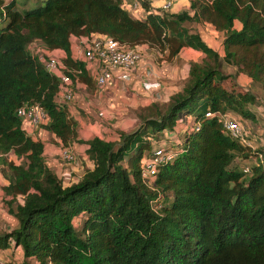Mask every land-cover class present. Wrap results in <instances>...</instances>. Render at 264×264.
<instances>
[{"label": "trees", "instance_id": "trees-1", "mask_svg": "<svg viewBox=\"0 0 264 264\" xmlns=\"http://www.w3.org/2000/svg\"><path fill=\"white\" fill-rule=\"evenodd\" d=\"M34 2L19 8L17 0H0V164L8 170L1 188L16 221L0 231V250L20 246L22 260L31 257L36 264H264V146L254 148L251 133L249 144L231 136L218 116L232 111L242 121L254 117L247 103L255 96L236 83L238 73L264 93V0H187L185 9L156 7L141 17L121 0ZM141 4L149 8L147 1ZM189 21L220 31L222 53ZM92 33L155 47L167 58L183 47L203 56L189 63L179 90L144 104L133 129L119 130L111 140L87 138L83 171L64 182L44 160L43 142L15 111L37 103L47 119L34 130L44 128L62 145L81 141L67 108L56 102L58 78L28 44L61 49L74 90L78 82L95 83L85 61L72 56L71 38ZM223 65L236 71L222 72ZM178 120L185 125L178 150L142 180L141 161L152 140L174 131ZM248 156L254 161L243 170L235 158Z\"/></svg>", "mask_w": 264, "mask_h": 264}, {"label": "rangeland", "instance_id": "rangeland-1", "mask_svg": "<svg viewBox=\"0 0 264 264\" xmlns=\"http://www.w3.org/2000/svg\"><path fill=\"white\" fill-rule=\"evenodd\" d=\"M17 1L19 3V8L20 5L31 6L36 3L34 0ZM185 8V5L179 6L178 10ZM185 24L188 25L191 30L197 31L205 42L215 48L220 54L222 53V33L220 31L215 30L210 24L205 22L189 21ZM71 43L73 46L76 44L75 38H71ZM139 47L140 59L131 71L132 75H130V78L128 80L126 79L127 81H123L121 83L118 82L117 84L114 82L113 87L106 84L100 88L95 84H88L87 86L80 84L79 82L75 84L71 100H75L74 104L76 115L73 116L71 114V112L74 113L71 108L70 110L68 109V113L75 121L77 137L81 141L73 140L67 145L70 148L71 153H73L74 161H62L60 159L56 150L59 146L66 145H62L60 141H56L47 130L41 127L37 128V130H32V128L30 129L29 133L32 134V137L43 142L44 160L52 171L61 177L64 182L75 179L83 171L82 164L83 162L85 163V161H83L85 160L83 152L86 147L84 141L89 136L99 134L104 138L111 140L117 137L119 130L133 129L140 122L138 116L143 113L145 106L144 104L139 103L142 102L140 101L142 100L140 98L144 97V95H141L142 92L139 93L142 91L140 88L141 85H145L147 82L148 86L152 88L151 92H153L155 88L159 89L158 91L161 93L158 94L159 97H162L165 93L169 96V94L175 91V89L179 90L182 87L187 76L189 63L191 61H200L203 56V53L198 50L184 47L180 50L178 55L167 58L165 51L160 52L155 47L146 46L144 44L139 45ZM223 67L224 68H221L222 72L236 71L234 67H230L229 65H223ZM234 78L240 87L251 91L255 96V100L253 102L247 103V107L253 113V119H245L244 121L240 119L238 120H240L243 130L247 133H251V138H249L251 145H253L254 148L264 146V93L257 83H253L251 81L248 86V83H245V81H243L238 74ZM140 80H143V84L141 85L138 84ZM152 80L155 82L151 83ZM134 81L136 82L135 86L132 84ZM118 85L124 86V92L119 90L120 86ZM229 85H231V83L227 82L226 86ZM130 95L131 97H129ZM66 102V106L68 105L69 107L70 102ZM100 109L104 111L103 116L96 113L97 110ZM229 112L234 117L239 118L236 113L232 111ZM181 118H183V115ZM186 120H188V117L184 115V121ZM181 123L182 120H178V123L174 128V132L178 131L177 129L180 128L179 126ZM188 123L189 122H187V124ZM97 130L99 131L97 132ZM164 132L165 131L158 133L157 137L152 140V143L165 141L174 142L175 139L178 140L177 138H180L182 133L180 131L179 136H172L167 131L165 133ZM169 138H171V140H168ZM6 157L7 159L15 160L17 163L23 161L20 157L16 158L8 154ZM253 161L254 158L248 156L239 158L237 162L242 167L245 165L249 167ZM7 172L8 170L6 167L0 164V231H6L14 225L11 222L12 215L7 212L6 204L3 202L4 195L1 188L4 185L3 183L7 182ZM72 221L75 229L79 232L81 217H76ZM2 260L6 262L5 259ZM26 262L27 261L22 260L16 264H27L28 262Z\"/></svg>", "mask_w": 264, "mask_h": 264}, {"label": "built area", "instance_id": "built-area-1", "mask_svg": "<svg viewBox=\"0 0 264 264\" xmlns=\"http://www.w3.org/2000/svg\"><path fill=\"white\" fill-rule=\"evenodd\" d=\"M149 4L148 9H144L141 0H121V5L135 17H141L146 12L155 9H169L176 0H162L158 6H152L154 0H145ZM76 44L72 48V56L76 59L85 61L88 70L93 72L94 83L97 87L105 86L108 81L112 80L119 73L131 72L140 59L139 46H129L125 43L102 34L92 33L90 35H81L75 37ZM29 50L39 59L46 71L54 74L58 78V89L56 92V102L70 101L73 97L74 90L71 88V77L67 73L69 68L61 61L64 53L57 54L46 49L36 40L28 44ZM77 72L78 70H74ZM73 72V73H75ZM16 115L21 118L22 126L29 133L40 123L47 119L43 108L37 103L22 104L16 108ZM98 115L103 116L102 109L97 110ZM205 115H210L206 112ZM222 126L230 133L231 136L238 137L242 143L249 144L246 138L247 132L243 130L242 124L238 118L231 115L230 112L218 114ZM177 143L174 142H156L152 143L149 153L141 161L140 177L142 180L149 181L156 172L158 163L170 160L178 150ZM62 161H69L74 158L70 148L59 146L57 150ZM247 170L248 166H243ZM0 259V264L2 263ZM44 264H53L51 261H45Z\"/></svg>", "mask_w": 264, "mask_h": 264}, {"label": "crops", "instance_id": "crops-1", "mask_svg": "<svg viewBox=\"0 0 264 264\" xmlns=\"http://www.w3.org/2000/svg\"><path fill=\"white\" fill-rule=\"evenodd\" d=\"M162 0H154L152 3H151V5L152 6H158L159 4H160V2H161ZM187 6V0H176L174 3H173V5L171 6V10H178V8H179V6ZM184 48V47H183ZM182 48V49H183ZM62 50L61 49H59V48H54V49H51V52H54V53H57V54H62V52H61ZM138 72H140V71H138ZM226 72V71H225ZM138 74H140V73H138ZM130 75H132V72H128V73H119V74H117L116 75V77H114L112 80H110V81H108V85L110 86V87H113L114 85V82H116V84L119 82V83H121V82H123V81H127L129 78H130ZM238 76L240 77V78H242L243 79V81H245V83H248V86H249V82H251L250 81V79L249 78H247V77H245V76H243L241 73H238ZM127 79V80H126ZM142 81L143 80H140V82L138 83L139 85H141V84H143L142 83ZM155 81L154 80H152L151 81V83H154ZM163 82V81H162ZM165 82V81H164ZM150 83V82H149ZM133 86H135L136 85V82L134 81L133 83ZM159 85V84H158ZM118 86H120V91H122V92H124V86H121V85H118ZM122 87V88H121ZM132 88V87H131ZM140 88L142 89V91H140L139 93H141L142 92V94L141 95H144V97H142V98H140V99H142V100H140V101H142V102H139L140 104H147L150 100H152V99H162V100H165L166 98H167V94L165 93L164 95H162V97H159V95L158 94H161L160 93V91H158L159 89H155L154 88V90H153V92H151V90H152V88H150L149 86H148V83L146 82V84L145 85H141L140 86ZM133 89V88H132ZM168 89V88H167ZM166 89V90H167ZM176 90V89H175ZM148 91V92H147ZM150 91V92H149ZM129 97H131V95L129 96ZM135 99V98H134ZM137 100H138V98H137ZM74 101L75 100H70V101H68V103H69V107H68V105L66 106V103L67 102H63V105H65V107L67 108V110L69 109L70 110V108L74 111V113H72L71 112V114L73 115V116H75L76 115V112H75V104H74ZM180 128L179 129H177L178 131H170V132H168V133H170L172 136H179V134H180V131H182V129L185 127V125L184 124H180V126H179ZM96 129H101V128H96ZM99 130H97V132H98ZM166 132V131H165ZM164 132V133H165ZM50 133V132H49ZM99 135V134H98ZM51 136L53 137V138H55L52 134H51ZM92 136V135H91ZM90 137V136H89ZM88 137V138H89ZM178 139V138H177ZM55 140L56 141H58L57 140V138H55ZM168 140H171V138H169ZM167 140V141H168ZM174 141H176V139L174 140ZM250 141V140H249ZM158 143V142H157ZM57 150H58V148H57ZM57 150H56V152H57ZM84 156V155H83ZM236 159V161H238V159H239V157H236L235 158ZM3 184H6V182L5 183H3ZM12 218V224H14L15 225V223H16V221H15V219L13 218V217H11ZM13 225V226H14ZM0 258H2V259H5L6 260V262H7V264L9 263V264H16L17 262H19V261H22V259H23V257H22V253H21V248H20V246H16V247H14V246H8V247H6V248H4V249H1L0 250ZM21 259V260H20ZM27 259V261H30L29 262V264H36V261L33 259V258H31V257H29V258H26Z\"/></svg>", "mask_w": 264, "mask_h": 264}]
</instances>
